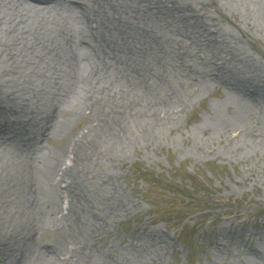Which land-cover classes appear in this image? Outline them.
I'll list each match as a JSON object with an SVG mask.
<instances>
[{
    "label": "rangeland",
    "instance_id": "1",
    "mask_svg": "<svg viewBox=\"0 0 264 264\" xmlns=\"http://www.w3.org/2000/svg\"><path fill=\"white\" fill-rule=\"evenodd\" d=\"M61 1L38 8L29 0H0V36L4 43L11 42L8 49L15 53L18 72L30 73L20 95L32 106L33 114L41 115L16 131L17 140L14 133L0 138L1 171L23 159H35L42 167L60 160V166L69 164L62 158L70 138L86 132L92 123V116L74 113L77 92L51 101L48 91L56 73L64 80L72 74L82 79L93 67L81 57L45 61L46 49L58 33L83 38L79 56L91 50L92 44H103L95 24L80 9ZM177 1L193 8L203 6L200 0L196 4ZM261 9L264 0H214L213 7L200 10L210 22L208 33L215 37L221 33L227 43L213 48L185 38V31L191 30L188 26L196 23L169 12L170 27L210 77L198 85L193 80L183 87L176 82L175 97L169 98L164 88L159 90L158 98L167 106L156 109L155 115L129 120L117 146L98 149L82 166L79 182L84 195L78 213L89 226L87 204L104 221L90 243L82 247L68 239L66 220H57L67 213L62 197V213H57L55 195L50 193H43L32 213L20 199L13 202L12 194L0 198V206L7 199L12 203L10 212H5L8 233L0 236V264L19 261L7 242L23 222L24 208L45 224L35 238V245L40 246L34 258L38 264H264V95L249 98L239 89L216 82L212 71L229 70L264 81ZM137 25L138 31H150L148 26ZM114 35L117 32L105 37L113 39ZM182 73L186 77L188 71ZM111 77L98 76L106 86ZM9 89L0 86L13 99L14 90ZM56 108L47 136L40 137L36 129L43 124L44 111ZM248 111L253 112L252 118L241 115ZM258 115L263 119L257 122ZM8 119L18 118L14 111L0 112L1 121ZM56 222L64 230L54 227ZM52 244L59 248L56 252L49 250Z\"/></svg>",
    "mask_w": 264,
    "mask_h": 264
},
{
    "label": "bare ground",
    "instance_id": "2",
    "mask_svg": "<svg viewBox=\"0 0 264 264\" xmlns=\"http://www.w3.org/2000/svg\"><path fill=\"white\" fill-rule=\"evenodd\" d=\"M29 1L38 8H47L49 5L60 3L61 0ZM102 1L108 5L109 9ZM102 1L65 0L63 2H68L74 8L80 9L82 14H85V18L95 24V28L101 33L103 44H92L91 50L86 49V52L79 56L78 47L85 42H81L83 38L60 32L56 38L51 39L43 57L45 61H71L81 57L90 60L93 66L90 74L82 79L79 75L72 74L69 80H64L61 73H56L53 82L48 87L52 95L51 101L52 98H54L53 101H57L58 97L69 96L77 92L78 98L76 97V101L72 104L74 113L92 116L90 128L80 135H74L69 140L71 143L67 145L62 158L64 161L68 160L69 164L65 163L60 166L58 164L60 160L51 162L47 167H42L35 162V159H23L15 166L12 161L11 169L5 168L1 171L0 168V198H5L6 194H12L11 200L16 202L20 199L26 204L29 213H32L37 202L43 199V193H50L53 198L55 195V201L58 204L57 213H62L64 209L61 197L62 202L65 199L68 205L67 213L61 214L57 220H62L61 223L66 220V225L69 226L68 239L72 244L79 242L82 247V244L93 240L95 232L104 222L101 214L88 207L87 204L86 210L89 208V220L91 221L89 226L78 213L84 195L79 182V173L85 162L89 161L98 149H112L117 146V138L129 120L132 121L139 115H155L156 109L167 106L158 98L161 92L159 90L164 88L163 91L169 92V98L172 95L175 97L176 91L173 85L176 82L183 87L193 80L198 85L210 77L203 67L204 64L194 60L189 54L184 39L170 27L169 12L181 14L186 20L196 23L188 26L191 28L190 31H185L184 37L188 40L198 44L204 41V45L212 48L219 47L221 44L227 45L221 33L216 37L208 33L210 25L208 17L200 14V10H206L207 6L213 7L214 0H200L203 2L200 8H193L192 5L189 7L187 3H179L177 0ZM193 3L196 4L197 0H193ZM201 16L206 20L202 21ZM20 21L23 23L25 20ZM137 24H141L142 28L150 27V31L148 33L138 31ZM116 32L117 35H114L113 39L105 37L106 34ZM3 39L0 36V47L3 48V51H0V86L5 84L11 89H9L10 92L14 90L10 94H15V97L10 99L7 96L9 91L0 90V112L14 111L18 119L15 121L0 120V138L14 133V140H17L19 135L16 131L24 129V123L29 124L41 115L33 114L32 106L20 95L21 88H23L22 83L30 80V73L20 74L18 72V65L14 59L15 53L13 49H8L9 46L12 48L11 42L4 43ZM6 57L10 58V62L6 60ZM184 70L188 71L186 77L182 73ZM212 71L215 72L216 82L239 89L249 98L255 99L264 95L263 80L259 81L253 76L240 75L229 70L222 71L218 68H212ZM100 74H111L108 86L100 82L98 78ZM150 95L155 96L150 97ZM51 110L52 112L48 113L45 110L42 116L43 124L39 127L38 124L36 125L38 127L36 133L38 132L40 137L47 136L51 121L57 113V108ZM27 111L29 113H25ZM243 114L254 116L251 111L243 112L241 115ZM260 119L263 118L258 115L256 121ZM261 121L264 123L263 120ZM28 126H33V124ZM2 166L0 163V167ZM11 208L10 199L0 206V236L5 237L8 233L9 225L6 227L5 212H10ZM21 208L24 207L20 206ZM21 213L23 222L17 230H12L7 243L19 258L18 264H38L34 258L36 252L40 251V246L35 245V238L44 229L45 224L38 222L37 218L32 217L25 208ZM61 223H54V227L64 230L65 227ZM3 231L5 234L2 235ZM2 243L3 241L0 240V244ZM58 249L55 244L49 248L52 252ZM38 259L37 257L36 260Z\"/></svg>",
    "mask_w": 264,
    "mask_h": 264
},
{
    "label": "trees",
    "instance_id": "3",
    "mask_svg": "<svg viewBox=\"0 0 264 264\" xmlns=\"http://www.w3.org/2000/svg\"><path fill=\"white\" fill-rule=\"evenodd\" d=\"M188 193H190V192H188ZM191 194V193H190Z\"/></svg>",
    "mask_w": 264,
    "mask_h": 264
}]
</instances>
